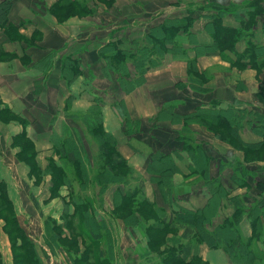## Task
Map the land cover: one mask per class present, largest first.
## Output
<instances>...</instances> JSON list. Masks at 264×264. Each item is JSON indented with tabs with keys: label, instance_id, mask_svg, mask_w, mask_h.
<instances>
[{
	"label": "crops",
	"instance_id": "0c3cea01",
	"mask_svg": "<svg viewBox=\"0 0 264 264\" xmlns=\"http://www.w3.org/2000/svg\"><path fill=\"white\" fill-rule=\"evenodd\" d=\"M56 3L59 6L64 4L61 0H11L10 8L0 17V50L11 56L8 60L0 61V194L4 192L8 200V204L5 202L7 210L0 207V253L4 264H13L10 235L18 234L15 242L21 244L22 237L30 241L43 264H64L61 257H53L50 254V244L44 246L40 238L45 235L46 243L54 245L55 241L58 242L60 236L65 234V230L59 232V229L66 226L69 228V221L77 218L79 229L84 209L78 208L74 203L75 195L80 196L78 192H72L67 183H60L52 188V175L46 174V171L42 174V171L50 160L58 164L61 162L59 155L53 150L54 142H59L66 132L79 131V126L74 125L69 115L87 111L96 98L102 101L104 129L112 134L118 149L134 166L135 173H138V176L126 179L144 178L145 192L147 191L149 199L164 206L169 218L172 216L169 213L174 209L203 208L211 192L205 184V178L199 180L195 174L188 177L183 189L175 185L171 187L172 190L165 189L167 191L165 196L168 198L164 200L159 184L152 181L154 176L158 177L160 174H155L158 172L147 168L154 156H157V163L162 159V163H166L165 165L173 172L169 178L171 181L178 183L183 176L206 168V176L216 177L219 171L224 186L231 193L239 192L234 184L229 183L231 166L229 167L228 163L231 160L228 159L226 155L228 150L223 144H217L215 141L210 143L201 138L200 141L195 139V142L187 140L184 145L181 135L174 131H179L184 121L198 118L200 114L211 123L215 122L218 118L216 120L211 118L214 113L234 105L231 104L234 99L243 103L251 101L252 95L236 93L229 100L215 88L219 96L217 102L189 98L184 92L186 58L169 53L163 56L159 69L152 68L145 73L147 81L144 84L126 93L120 86L119 76L112 71V54L117 49L135 50L134 41L142 40L148 32V19L139 25L127 24L122 17L117 19L123 15L118 12L117 6L126 9L129 5L134 13H137L134 11L137 7L133 0H115V7L103 18L117 20L106 26H100L92 20L100 19V13L87 16L83 12L70 13L64 19L58 20L55 13L42 9L45 4ZM162 4L165 5V1ZM237 5L231 11H221L222 22L225 25L236 27L247 17L239 11ZM190 8L195 9L192 31L196 35V41L207 47L211 45L213 39L206 28V23L214 10H200L194 7H189L188 10ZM170 10L173 8H168L167 12ZM179 10L180 14L172 17L187 15L185 8ZM125 16V19L134 18L129 14ZM260 17L264 19V15H257L258 23L253 32L247 31V36L240 38L233 50L227 49L221 56L212 50L198 55L196 44L184 41L186 55L188 58L197 56L201 69H208L210 64L219 60L234 65L232 61L235 60L237 53L244 51L248 41L258 45L264 44V26L261 25L263 19ZM107 44L112 45L108 51H104L103 48ZM101 51L105 52L103 56ZM47 65L50 66V70L44 72L43 68ZM125 67L130 76L137 72L129 59L125 61ZM78 70L80 73L76 75L75 72ZM121 99L129 111L130 119L122 118L114 108V103ZM243 103L237 107L241 109ZM229 111L233 121L231 123L237 128L238 135L243 141L255 143L262 140L261 134L247 127L244 119L239 118V110ZM160 115L163 118H159ZM150 120L156 122L158 128L166 126L169 130L162 131L156 127L154 135L150 136L151 133L146 126L147 123L153 124ZM21 142L29 143L26 150H21ZM200 142L211 144L214 154L210 160L206 157L205 149ZM199 149L202 153L197 152ZM31 152L35 155L28 162L26 158ZM63 159L69 162L67 158ZM236 161L239 162L240 159L237 157ZM232 163L235 161L229 165ZM31 164L36 168L32 169ZM36 169L41 170V173ZM125 186L122 188H126ZM41 195L44 196L43 202ZM34 205H42L45 209L44 218L48 226L45 232L44 229L32 232L31 227L35 225L25 221L27 218L25 215H28L26 207ZM221 205H224L225 214L216 216V223L222 216L233 211L225 197L221 199ZM87 208L88 214L92 212L90 204ZM5 213L8 216L7 220H13L12 224L5 221L3 217ZM242 226L244 233L249 235L251 231L248 223L243 222ZM10 227H14L16 234ZM92 227L93 225L91 229ZM91 229L85 225L81 227L84 235H90ZM99 235V232L94 234L98 242ZM261 246L264 248V243ZM119 249L114 243L112 252L116 260H121L120 257L117 258ZM46 253L50 255L51 262L45 259ZM201 254L213 264H232L221 249L212 250L205 245L201 246Z\"/></svg>",
	"mask_w": 264,
	"mask_h": 264
},
{
	"label": "rangeland",
	"instance_id": "374dc122",
	"mask_svg": "<svg viewBox=\"0 0 264 264\" xmlns=\"http://www.w3.org/2000/svg\"><path fill=\"white\" fill-rule=\"evenodd\" d=\"M61 1L65 5L59 10H57V7L59 6L57 3L54 5L45 4L42 9L49 13H57L56 17L58 20L64 19L69 16L70 13L79 14V12H83L85 13V16L92 13H100V19H92L95 23L100 24V26H106L120 17H122L127 24L134 25H139L145 19H148V32L153 34H162L165 31H163L164 28L161 26L163 21L167 18H174L172 15L180 14L181 10H179V8H185L187 14L190 13L189 11H195V9L191 8L188 10L189 7L198 8L200 10L212 9L215 13H220L222 10L231 11L232 9H235L236 4H238L239 11H242L247 17L252 15L255 17L257 15H264V0H152L148 2L146 0H133V3L136 4L137 7L134 11H137V13H134L129 5L126 9L117 6L118 12L123 14L117 19L103 18L107 12L115 7V0H78V2L75 0H65L66 2L63 0ZM88 1H91V3H88ZM164 1L165 5L162 4ZM194 4L195 6H193ZM185 5L187 8L184 7ZM168 8H173V10L167 12ZM247 8L248 10H246ZM1 10L0 7V16ZM214 12H212V14H214ZM124 14H129L134 18L125 19L124 17L126 16ZM184 15L186 16V14H182L181 16L184 17ZM158 18L163 19L159 20ZM260 18L263 19V17ZM166 23H168V21ZM257 23L258 22H256V24ZM261 25H264V19L261 21ZM240 26L241 25H238L236 28H239ZM254 28L255 25L250 24L249 29H245V31L253 32ZM210 30L211 37L216 35L215 31ZM184 41L190 42L187 37ZM150 47L152 50L160 51V44L157 43L156 37H153ZM220 50L216 49L213 52L221 56ZM203 52L204 50L200 51L202 54ZM167 53L171 55L173 54L172 52L166 51L165 54ZM200 53L198 55H201ZM104 54L105 52L101 51V55L103 56ZM171 55H169V57L176 60ZM10 58V54H3L0 52V61L8 60ZM214 62L216 63L210 64L208 69H201L197 62V56L195 63L190 64L186 60V64L184 65V79L186 80L184 84V88L186 89L184 92L186 96L195 99L200 98V101L205 102H217L219 96L215 88H218L229 100L236 93L250 94L252 95V97H250L252 99L251 101H245L243 103L240 102V100L234 99L231 102V104L234 105H230L229 107H231V109L239 110L240 107L237 106H241L240 104L243 103L242 107L247 110L253 109L254 111H258L251 115L249 113L246 114L247 118L250 116L255 117L254 122L262 124L260 123V120L261 118H264V116H261L260 113H263L262 115H264V65L258 69H247L237 65H228L221 60ZM161 65L162 64L153 68L159 69ZM49 68L50 66L47 65L43 68V71L47 72V69L50 70ZM112 71L119 76V79L123 77V73H127L126 67L122 66L119 68L114 59H112ZM146 81L147 80H144L137 86L144 84ZM88 110L80 112L79 114L69 115L74 125L79 126V131H75L76 135L73 132H66V136L69 137L68 139L74 140L73 143H76L78 146L76 155L79 160L83 162L85 168L87 167V179L85 178V182L82 184L76 180L78 184L71 190L72 192H78L80 194L79 197H81L82 200H87L90 203L92 212H89V218L91 217V221L87 222L86 220H83L79 225V229V218L69 221V224L72 223L71 226L69 228L66 226L61 230L59 229L61 232L65 230V234L61 235L58 242L55 241L54 245H52V243H46L45 235H43V237L40 238L42 244L44 246L50 244V254H52L53 257H61L64 264H175V259L178 258L185 259L183 264H213L201 254V246L206 245L209 249H221L224 251L232 264H244L242 261H234L231 255L225 251L224 243H228V241L232 239V234L227 230L221 232L220 229L226 220L234 218L233 214L235 211H241L242 217L239 219L238 223L241 238L249 239L253 234L251 220L248 218L247 214L252 212L253 216H258L261 214L262 209H264V145H244L238 141L237 137L232 134L226 126L216 125L215 122L211 123L206 120L205 117L201 116L203 114L198 115V118H189V120L184 121L183 123L181 122L183 126L181 125L180 130L174 132H178L177 135L179 136L181 135V138L184 140V145L187 140L195 142V139L200 141L201 138H203L205 139L204 141L210 143L215 141L217 144H223L227 148L228 151L226 155L228 159L231 160L229 163L235 161V163L230 165L228 163V166H231L229 183L234 184L239 192L231 193L224 186L219 171H217L216 177H208L206 176V168L198 169L197 172H191V174H187L185 177L183 176L182 180L176 183L174 180L171 181L169 179L173 172L165 165L166 163L159 161L156 166H153V162L151 161L147 168L158 172L155 174H160L158 177L154 176L152 181L159 184L164 200L168 198L165 196L167 192L165 187L170 190L171 187H174L175 185V187L183 189V185L185 187L184 183L188 181V177L195 174L198 176L199 180L205 178V184L208 190H210L212 198L214 196V199H216L214 207L211 208L212 210L210 212L205 213V218L200 224H198L197 221L193 222L190 217L189 220L188 218H184L186 221L179 220L177 216H181V208L178 210L174 209L169 213H176L177 220H173L174 222H172V216L171 218L167 216L168 212L164 206L149 199L146 194L147 191L145 192L144 178L126 179L129 177L133 178L135 177L134 175L138 176V173H135L134 171L136 169L129 160L122 155L110 132L106 131L104 127L102 130L103 132L101 131L102 134L100 135L102 137H109V140H107L109 141V144L106 143L105 145L106 141L96 134L98 132L95 131L94 133V131L90 130V128L95 127L96 123L90 115L86 114ZM81 114H84L85 116ZM125 114L127 116L126 119H130V114L127 108ZM161 116L162 115H160L159 118H163ZM247 118H244V122ZM150 122L152 121L150 120ZM152 123L156 125V122ZM153 124H146L147 130L151 133L150 136L154 135L153 131L156 130V127L158 128L157 125L153 126ZM246 126L251 128L248 124H246ZM158 129L162 131H165V129L169 130L166 126H162ZM110 136L114 142H111ZM167 141L168 140H166V142ZM208 142H200V144L203 145L205 149L204 153L208 160H210L214 151L211 144ZM20 145L22 147L21 150H26L29 143L21 142ZM104 148L107 149V151H104ZM53 150L56 152V148ZM197 152L202 153L200 149L197 150ZM117 153L124 158L127 162V166L122 165V163H119L118 166L116 164L114 167L112 166L113 159H118L116 156ZM237 157L240 159L239 162L236 161ZM59 161L63 164L65 163L64 159L59 158ZM107 163H109L111 167V173L109 175L107 173V176L111 181L107 183L108 185L106 187L99 189L100 183H103V178L100 176L99 181L96 179L95 181L91 180L93 171H96L97 167H105ZM36 170L38 173H41V170ZM131 170L132 173H129ZM55 171L56 170L53 169L50 173H54ZM72 171L73 168L70 166V169L68 170L69 174L73 177H78V174H73ZM44 172L45 167L43 168L42 174ZM238 180H247L248 184H242ZM259 180L262 184L258 183ZM122 186H125L126 188H122ZM105 193L107 195H105ZM131 193H134L133 196L128 197ZM2 196L3 194H0V207L7 210L6 203ZM43 197L44 196L41 195V201L44 199ZM75 197L77 196L75 195ZM210 197L208 199L209 202ZM223 197L229 200V204L233 208V211L228 215L222 216L220 221L216 223L215 217L225 214L223 209L224 205H221V199ZM124 200H127L128 202L125 204ZM208 201L207 204L209 203ZM197 210L203 211L204 209ZM26 212L28 215H25L27 217L25 221H30L35 225L33 228L31 227L32 232H34L33 230L38 232L40 229H44V232L48 230L47 222L44 218V215H46L45 209L42 205L26 207ZM3 217L6 222H9L10 224L13 223V220H7L8 216L6 213ZM81 218H84L83 215ZM243 222L248 223L250 231L252 232V234L250 233L251 235L249 234L250 236L244 233V228L242 226ZM260 223L264 225L263 214L260 215ZM159 224L160 226L164 225V227L157 229ZM82 225H85L86 228L89 226L90 229L93 225L90 235H84L81 230ZM10 229L16 234L14 227H10ZM98 232L100 233L98 236L99 242L94 238V234H98ZM215 232H217V236L213 235ZM256 235L258 236V238L255 239L256 242L263 244L264 228H262ZM10 236L11 250L13 253L11 262L13 264H30L26 247L24 245L19 246L15 242L16 236H19V234ZM216 240L219 241L220 244L213 247L211 244H214ZM222 241H224V243ZM114 243H116L117 248H120L117 258L120 257L121 260H116V256L114 255V252H112ZM47 254L48 253L45 254V259H49V262H51L50 255ZM0 264H4L2 253H0ZM251 264H264V259Z\"/></svg>",
	"mask_w": 264,
	"mask_h": 264
},
{
	"label": "trees",
	"instance_id": "16d2710c",
	"mask_svg": "<svg viewBox=\"0 0 264 264\" xmlns=\"http://www.w3.org/2000/svg\"><path fill=\"white\" fill-rule=\"evenodd\" d=\"M10 5H11V0H0V7L2 9L1 16L7 12L8 8H10ZM64 5L65 4L58 6L57 10L61 9ZM189 12L190 13L184 17H174L171 19L169 18L165 19L161 25L162 28H164L163 31L165 30L162 34L161 33L153 34V33L147 32L142 38V40L140 41L135 40L134 41V43L136 44L135 50L130 51V50L117 49L114 51L112 56H113V59L116 60L118 67H122V66L125 67V61L129 59L133 62L136 68V71H137L134 76H130V74L128 73H123V75L121 74L123 77L119 79L120 86L125 90L126 93L131 91L134 87H136L138 84H140L144 80H146L145 73L148 70L162 64L163 62L162 59L166 51L172 52L176 56L185 57L188 63L190 64L195 63L196 57L188 58V56L186 55L187 50L183 47V42L186 39V37L191 43L196 44V51L198 53H200V51L202 50H204V52L205 51L207 52V50L215 51L216 49H219V50L221 49L220 52L222 54L227 49L233 50L235 43L240 38L247 36V31H245V29H249L250 24L256 25V22H258V20H256L257 18L252 15V16L246 17L245 19L241 20V26L239 28H236L230 25H225L222 22V15H223L222 12L214 13L211 15L208 22L206 23V28L207 29L210 28L213 31H215L216 35L212 36L213 42L211 43V45H208L206 47V46L200 45L198 41H196V35L192 31L195 14L192 11H189ZM167 21L168 23H166ZM153 37H156L157 43L160 44V51L152 50V48L150 47V43L152 42ZM111 45L112 44L110 45L107 44L103 48L104 51H108V48ZM0 52H2V50H0ZM3 54H8V53L4 52ZM232 63L234 65H237L239 67H244V68L252 67V68L258 69L262 67L264 65V44L258 45L251 41H248L247 46L245 47L244 51L242 53H237L236 58L235 60L232 61ZM75 73L76 75H78V73H80V70H78ZM101 107H102V101L96 98L94 103L89 107V110L86 113L87 115H90L93 121L96 123L95 127L90 128V130L94 131V133L95 131H97L98 133L96 134H98V136L100 137H102L100 134H102L101 131L103 130ZM114 108L116 109V111L122 118L124 117L127 118L125 114L126 106H125L123 99L118 100L116 103H114ZM229 110H231V107H228L225 110L219 111L220 113L218 111H217L218 113H214L215 115H212L211 118L213 120H216L218 118V120L220 121V122L215 121V124L226 126L228 130L237 137L238 141L243 143L244 145L263 146L264 145V118H261V120L259 119L260 123H262V124H259L257 122H254L255 117L250 116L247 118L246 116V114L248 113L251 115L252 113L258 112V111H254L253 109L247 110L244 107L239 109V112H240L239 118L240 119L247 118L245 119V123L250 125L252 130H254L256 133L262 135L261 141L255 142V143H249V142L243 141L239 137L237 128L233 126L231 123L233 121L231 119ZM260 114L261 116H264L262 115L263 113H260ZM81 115H84V114H81ZM73 133H75V131ZM64 136L61 137L59 142L57 143L54 142V149L56 148V152H57L56 154H59V158L61 157L63 159V157H65L69 159L70 161L68 163L65 162L63 164L60 162L58 164L54 160H50L48 164L45 166V171H46V174L52 175V178H51L52 188L53 187L55 188V186L59 185L60 183H67L68 186H70L71 189H73L78 184V182L79 183L81 182L82 184L85 182V178L87 174V167L85 168V165L83 164V162L80 161L78 156L76 155L77 154L76 150H78L77 148L78 146L76 145V143H73L74 140L68 139L69 137L66 135ZM102 138L104 139V141H106L105 145L106 143L109 144V141H107L109 140V137L106 136ZM110 138H111V142H114L111 136ZM104 151H107V149L104 148ZM33 155H34V152L33 153L31 152V155L28 158H26V160L30 162L31 159L33 158ZM116 156L118 159H113V165H112L113 167L115 166V164L118 166L119 163H122V165L127 166V162L124 160L122 156H120L118 153L116 154ZM162 156L165 157L168 155H162ZM156 158L157 156H155L152 159L153 166H155V164L157 163ZM163 159L164 161H167L165 158ZM161 160L162 159H160V161ZM69 165L72 166L73 168L72 173L73 174L77 173L78 177L76 176L73 177L69 174L68 172V170L70 169ZM30 166L32 169L33 167L36 168V166L33 164H31ZM53 169H55L56 171L54 173H50V171H52ZM110 170H111L110 164L107 163L105 167L103 168L97 167V170L93 171V176L91 180L95 181L96 179L97 181H99L100 176H102L103 178V183H100L99 189L101 188L103 189L104 187L108 185L107 183L111 181V179L107 176V173L108 175L111 173ZM129 173H132V170ZM113 175H117V174H113ZM134 176L136 177V175ZM238 181L242 184H248L247 180L246 181L238 180ZM258 183L262 184L260 180L258 181ZM165 189H169V188L165 187ZM2 194H3L2 198L8 204V200L6 199V194L4 192ZM133 194L134 193H131L128 197L133 196ZM211 198H212V195L210 197V202L208 201L209 203L208 204L206 203V205L204 206L203 208L204 210L199 209L203 211H198L197 209L189 210L186 208H181L182 209L181 216L178 215L177 216L178 219L185 220L184 218H188L189 220V217H190L193 220V222L197 221L198 224H200L201 221L205 218L204 217L205 213L210 212L212 210L211 208L214 207V202L216 199H214V196L212 198L214 200H212ZM127 202H128L127 200H124L125 204ZM74 203L78 208L81 207L80 209H84L83 211L84 218L80 217V220L81 221L86 220L87 222L91 221L90 219L91 217L89 218L88 208H87L89 207L90 203L87 200H82V198L79 196H77L74 199ZM241 214H242L241 211L240 212L235 211L233 214L234 218L231 220H226V222L223 223L220 231L222 232V231L227 230L230 234H232L231 235L232 239L228 241V243H224V241L222 242L224 243L225 251L229 255H231L234 261H242L244 264L245 263L246 264L256 263L260 261L261 259H264V248L261 246V244L257 243L255 240L258 238L256 234L259 233L262 228H264V225L260 223V215L261 214L264 215V209H262L261 214H259L258 216H253L252 212L247 214L248 218L251 220L252 232H253V234L251 232L252 234V235L250 234L251 236L249 235L250 236L249 239L241 238V235L239 232L238 223H239V219L242 217ZM177 217H176V213L172 212V222L177 220ZM67 219L71 220V218H67ZM163 227L164 225L160 226L159 224L157 226V229H161ZM216 234L217 232H215L213 235L215 236ZM20 237L22 236L20 235ZM21 239H22V243L19 244V246L24 245L26 247V250L28 253V261L30 262V264H43L38 254L36 253L32 243L24 237H22ZM218 244H220V242L216 240V242H214V244H211V245L213 247H216L218 246ZM194 258H198V257H194ZM184 261L185 259L178 258V259H175V264H183Z\"/></svg>",
	"mask_w": 264,
	"mask_h": 264
}]
</instances>
